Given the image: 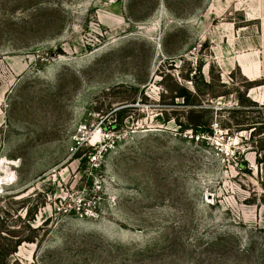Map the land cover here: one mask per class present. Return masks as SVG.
<instances>
[{"label": "rangeland", "instance_id": "rangeland-1", "mask_svg": "<svg viewBox=\"0 0 264 264\" xmlns=\"http://www.w3.org/2000/svg\"><path fill=\"white\" fill-rule=\"evenodd\" d=\"M247 118L264 0H0V264H264V129L216 126Z\"/></svg>", "mask_w": 264, "mask_h": 264}, {"label": "trees", "instance_id": "trees-1", "mask_svg": "<svg viewBox=\"0 0 264 264\" xmlns=\"http://www.w3.org/2000/svg\"><path fill=\"white\" fill-rule=\"evenodd\" d=\"M180 92L175 95V99H180L182 101V105L187 108L185 111V124H179L181 129L185 131H190L193 136H195L198 140L204 136H212L213 130L211 129V118H208L209 114H213L214 110L210 106H203L200 100L203 93H207L206 95L209 96V92H201V90H193V92H189L188 90H179ZM208 91V90H207ZM219 111V110H218ZM216 111V112H218ZM221 111V110H220ZM126 110H119L117 111V115L121 116V119L119 123H122V121L126 118L125 115ZM231 113L239 112L235 110L229 111ZM241 112V111H240ZM259 112V111H258ZM125 115V116H124ZM263 118V117H262ZM232 119V118H231ZM260 119V118H258ZM217 121V120H216ZM246 123L247 126H245V123H236L234 126H228L227 124H217L216 126L219 127L221 130L227 131V133L232 135L234 132H239L242 130H252L250 132V136L258 137L259 135H262V129H264V120L256 122L255 120L244 119L243 120ZM216 124V123H215ZM255 148L258 149L259 153V160L257 162L259 164L264 165V138L263 136L260 138H257L255 140ZM30 243L31 240L24 238V237H17L14 240L13 243V251L8 254V256L15 253L16 246H19L22 243Z\"/></svg>", "mask_w": 264, "mask_h": 264}, {"label": "bare ground", "instance_id": "bare-ground-1", "mask_svg": "<svg viewBox=\"0 0 264 264\" xmlns=\"http://www.w3.org/2000/svg\"><path fill=\"white\" fill-rule=\"evenodd\" d=\"M0 182H1V180H0Z\"/></svg>", "mask_w": 264, "mask_h": 264}]
</instances>
